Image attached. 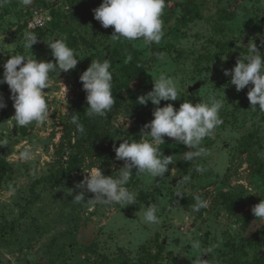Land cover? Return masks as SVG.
Listing matches in <instances>:
<instances>
[{
	"label": "rangeland",
	"instance_id": "obj_1",
	"mask_svg": "<svg viewBox=\"0 0 264 264\" xmlns=\"http://www.w3.org/2000/svg\"><path fill=\"white\" fill-rule=\"evenodd\" d=\"M101 3L7 0L0 6V77L10 55L32 54L37 61L55 63L47 45L53 38H66L78 59L75 69L50 73L49 87L42 90L49 110L43 123L13 125L11 92L0 84L6 104L0 109V144L7 162L0 187V264H192L206 249H211L201 256L206 264H264V220L251 212L264 199V112L251 109L247 92L252 85L237 92L223 71L248 54L250 42L264 55V0H166L158 44L111 37L113 26L103 28L94 19L93 9ZM33 15L44 23L29 29ZM26 30L38 37L31 49L24 47ZM157 53L165 59H157ZM129 56L137 62L131 80L124 69ZM95 59L111 63L114 105L105 116L87 121L85 151L69 175L34 184L68 165L74 143L67 137L74 129L70 119L87 103L79 77ZM160 74L173 78L179 93L177 101H161V106L171 103L178 109L184 100L195 104L209 94L222 101L223 123L201 145L208 154L185 161L184 153L191 149L165 136L158 147L173 156V163L164 178L132 176L127 187L136 194V204L76 200L75 193L84 191L76 184L91 168L117 176L124 161L116 159L114 146L126 139H151L141 129L154 119L153 104L147 102L141 112L137 98L152 90ZM194 84L199 87L189 91ZM29 145L32 158L21 159ZM183 175L191 180L178 184ZM178 190L182 197H176ZM195 195L209 206L193 212ZM91 198L94 194L87 193L86 199ZM150 204L157 206L159 224L142 221ZM197 239L201 248H191Z\"/></svg>",
	"mask_w": 264,
	"mask_h": 264
},
{
	"label": "clouds",
	"instance_id": "obj_2",
	"mask_svg": "<svg viewBox=\"0 0 264 264\" xmlns=\"http://www.w3.org/2000/svg\"><path fill=\"white\" fill-rule=\"evenodd\" d=\"M7 0H0V6ZM27 5L31 0H22ZM166 6V0H102V3L93 9L94 19L99 21L103 28L113 26L111 37L125 39L129 42L143 39L145 43L158 44L163 38L162 15ZM5 39V37H4ZM24 47L31 49L37 42V35L26 30L23 34ZM47 45L51 49V55L55 63L50 61H37L31 56L21 54L10 55L3 64V76L0 84L6 83L10 89V99L13 101L15 114L11 118L13 125L18 128L25 127L33 122L43 123L49 116L46 94L42 91L49 87L50 73L67 72L75 69L78 64L74 49L66 43V38H53ZM264 46V45H262ZM248 54L240 56L232 69H224V75L230 76V83L235 86L237 92L245 89L250 84L247 98L251 109L264 112V55L257 48L255 42L247 46ZM157 59L164 60L163 53H157ZM131 60V56L128 57ZM111 63L108 59L103 61L95 59L79 79L83 90L86 92L88 108L86 115L89 117H103L114 105L112 95L113 74ZM65 87V86H64ZM66 88V87H65ZM67 90V88H66ZM177 82L165 75L160 74L154 80L153 88L147 94L138 96L137 103L146 105L151 101L154 106L152 115L154 119L146 123L141 129L142 136L151 139L123 140L119 147H113L117 160L124 161L123 167L117 171V176H105L101 168L93 167L85 175L84 179L76 184L77 191L74 195L76 200L90 204H136V194L127 187L133 176L150 175L154 179L164 178L169 172V166L173 163L172 155H164L159 145L164 144V137L173 138L175 142L187 146L184 153L185 161L206 156L207 149L202 147L203 140L212 135L215 129L223 123L220 118V110L223 103L215 94H209L206 101L193 104L191 100H184L176 109L171 103L159 107L161 101L178 100ZM257 105L259 106L257 109ZM6 107L3 97L0 96V109ZM70 123L75 125L80 133L85 131L84 125L79 122L78 115H72ZM145 129L150 132L145 133ZM33 155L32 146H26L20 152V158L30 160ZM202 171V169H197ZM191 180L189 175H183L178 184H186ZM94 194V198L86 199V194ZM181 191L176 192V197H182ZM193 212H199L209 206L207 199L200 195L193 197ZM256 219L264 220V199L251 208ZM142 221L148 225L160 223L157 215V206L150 204L143 210ZM191 248L200 249L201 241L193 240ZM206 249L204 253L210 252ZM202 253V254H204ZM202 254L192 260V264H206L201 259Z\"/></svg>",
	"mask_w": 264,
	"mask_h": 264
},
{
	"label": "trees",
	"instance_id": "obj_3",
	"mask_svg": "<svg viewBox=\"0 0 264 264\" xmlns=\"http://www.w3.org/2000/svg\"><path fill=\"white\" fill-rule=\"evenodd\" d=\"M137 65V62L135 61V59H131L129 60L128 64L124 67L125 69V72L127 74V77H128V80H131L134 78V70H135V66ZM162 102H164L162 100ZM157 107V106H154L153 105V110L154 108ZM159 107H163L161 105H159ZM88 108V104H83L79 107V122L82 123L84 125V129L85 131L83 133H80L76 130V127L74 125V129H73V133L72 135L71 134H68L67 137H68V141L70 142V140L74 139V143L71 145L70 149H71V152L69 153V156H68V165L66 167H60L57 169L56 172L52 173V174H49L45 177H41L39 179H36L34 181V184H40V183H43V182H46V183H54L56 181H58L59 177L60 176H64V175H69L73 169H75V165H74V161L76 160L77 156L80 154H82L84 151H85V140H86V136L88 137V125H86L87 121L89 119H91V117L87 116L86 115V109ZM139 110L141 112H145L146 110V107L141 105L139 107ZM133 112V111H132ZM2 147H1V144H0V187L4 186V183H5V169L7 168V162H6V159L3 155V151H2ZM135 172H136V169L134 171V174H133V177L135 175ZM132 177V178H133ZM31 192L32 194L36 197L37 194L35 193L34 191V188L32 187L31 188ZM25 209L23 212H26L27 210V207H28V204L25 205ZM248 241H251V238H247Z\"/></svg>",
	"mask_w": 264,
	"mask_h": 264
},
{
	"label": "built area",
	"instance_id": "obj_4",
	"mask_svg": "<svg viewBox=\"0 0 264 264\" xmlns=\"http://www.w3.org/2000/svg\"><path fill=\"white\" fill-rule=\"evenodd\" d=\"M29 29H36L44 23V20H42L39 15H33L31 18L27 21Z\"/></svg>",
	"mask_w": 264,
	"mask_h": 264
},
{
	"label": "water",
	"instance_id": "obj_5",
	"mask_svg": "<svg viewBox=\"0 0 264 264\" xmlns=\"http://www.w3.org/2000/svg\"><path fill=\"white\" fill-rule=\"evenodd\" d=\"M198 87H199V84H194V85L189 86L188 89H189V91H193V90L197 89ZM174 182H177V179H175Z\"/></svg>",
	"mask_w": 264,
	"mask_h": 264
}]
</instances>
